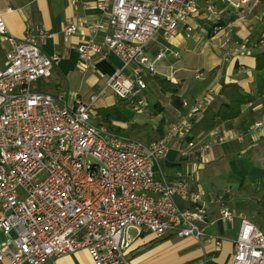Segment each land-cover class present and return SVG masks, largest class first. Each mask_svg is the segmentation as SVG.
I'll list each match as a JSON object with an SVG mask.
<instances>
[{
  "label": "built area",
  "instance_id": "2783aa9c",
  "mask_svg": "<svg viewBox=\"0 0 264 264\" xmlns=\"http://www.w3.org/2000/svg\"><path fill=\"white\" fill-rule=\"evenodd\" d=\"M225 2L238 9L248 0ZM94 7L107 17V32L98 43L93 37L103 27H91L92 38L76 47L79 65L88 67L96 58L114 55L120 67L107 79L106 88L135 114L146 107L143 75L154 76L157 63L170 53L166 46L149 59L146 49L154 37L162 33L168 41L181 30L188 35L189 21L197 16L208 22L220 18L215 3L207 2L201 10L199 0H96ZM77 30L75 24L65 23L61 32L69 37ZM222 30L214 28L215 33ZM5 34L0 15V35ZM50 36L40 30L8 38L5 67L0 68V264H46L80 251L91 264H131L127 255L143 233L218 246L201 224L209 205L232 221L225 201L230 189L194 191L159 168L172 141L179 139L182 158L197 149L189 138L191 118L207 108L210 98L182 101L187 115L147 143L116 134L92 121L93 105L103 91L87 103L75 99L68 106L61 95L32 88L51 76L60 59L40 51ZM229 41L230 33L225 32L221 46ZM247 53L241 44L235 52L225 51V57ZM262 125L264 121L254 124ZM178 199L187 206L181 207ZM231 264H264V233L247 218L240 220Z\"/></svg>",
  "mask_w": 264,
  "mask_h": 264
},
{
  "label": "crops",
  "instance_id": "0c3cea01",
  "mask_svg": "<svg viewBox=\"0 0 264 264\" xmlns=\"http://www.w3.org/2000/svg\"><path fill=\"white\" fill-rule=\"evenodd\" d=\"M95 1L77 0L76 6H72L68 0H0V15L7 30V34L0 35V68L5 67L8 38L20 39L28 32L36 34L41 30L51 36L41 44L40 51L46 56L57 54L60 57L55 67L63 66L68 76L75 68L81 70L84 76H91L95 72L107 82L120 67L119 60L112 54H106L96 58L88 67H82L76 51L82 41L92 38L90 29L95 24L103 27L93 37L95 42L100 43L107 32V17L94 7ZM237 1L229 0L230 3ZM207 2L218 6L220 18L225 22L224 30L209 36V22L197 16L189 21L192 31L188 35L181 30L166 41L163 34L158 33L149 43V52L152 51L154 56L163 47H168L170 53L166 56L172 62L169 65L172 70L169 75H161L166 78L163 80L179 84L178 92H166L159 85L158 90L163 94L160 100L151 107L148 102L139 114L133 113L118 98L108 104L101 102L98 106L93 105L92 121L104 124L116 134L147 143L160 137L168 124L176 123L187 115L182 101L193 102L209 97L210 104L201 112L211 113L218 108L219 103L225 101L218 96L221 86L225 83L239 85L249 95V99L241 107L238 118L230 121L215 118L208 123L210 115H207L203 121L197 120L190 136L198 144L197 149L182 158L177 152L179 139H176L169 144L167 154L159 162V168L167 178L185 181L191 190L207 194L229 188L231 193L225 196V201L233 213V219L224 220L216 205L207 206L206 222L201 226L206 234L216 238L218 246L215 242H197L192 238H155L143 233L134 241L127 255L131 264H231L233 242L241 218H247L264 233V125L254 126L264 121V69L254 70L255 55L264 51V0H248L239 10L225 0H199L201 10ZM65 23L75 24L78 27L76 34L64 37L61 31ZM225 32L230 33V41L226 47H222ZM241 44L247 46V54L225 57V51L235 52ZM175 64L179 66L172 68ZM162 66L166 68V65ZM182 71L191 74H179ZM90 79L95 83V80ZM101 91L103 95L98 98L105 95V89L97 94ZM57 95H61L62 101L68 106H72L75 99L84 103L89 99L83 100L75 94L67 101L63 94ZM155 104L161 109L157 115L153 114ZM113 108L115 112H108V115L104 112ZM220 138L223 139L221 143L218 142ZM204 145L209 146L208 150L199 151ZM244 161L247 167L242 164ZM246 168L258 173L257 183L249 182ZM178 204L187 206L181 199H178ZM81 257L89 260L87 253L80 251L46 264H77Z\"/></svg>",
  "mask_w": 264,
  "mask_h": 264
},
{
  "label": "rangeland",
  "instance_id": "374dc122",
  "mask_svg": "<svg viewBox=\"0 0 264 264\" xmlns=\"http://www.w3.org/2000/svg\"><path fill=\"white\" fill-rule=\"evenodd\" d=\"M150 45V44H149ZM149 45L147 46V54L149 59H153L154 54L152 51L149 52ZM167 57V56H166ZM162 63V64H161ZM157 63L156 65V71L158 74L161 75V73H166V75H169L172 69L169 68V65L172 64V62L168 59L163 60V62ZM182 65L184 63H181ZM162 65H166V68ZM176 66H179L178 64H175L172 66V68H175ZM55 67V66H53ZM63 66H57L53 70V75L50 78H43L39 80L37 83L33 84V89L37 91L46 92L49 94H63L65 96V99L68 101L71 96L77 94L81 99L87 100L90 95L97 94L100 90L105 89V95L104 97L98 98L95 103L94 107L98 106L101 102L103 104H108L110 101H117V97L111 92L110 89L106 88V82L104 78L99 77V74L93 73L91 76H87L85 74L82 75V71L78 68H75L74 71L70 73L68 76L63 70ZM183 72V71H182ZM179 74H186L190 75L191 73L183 72ZM163 76V75H162ZM95 80V83L91 82V79ZM143 78L147 84L148 87V98L146 97L145 101L146 104L149 102L150 107L153 105L155 101L158 99L160 100V95L162 96V92L158 90L159 83L156 76H151L148 73H145L143 75ZM59 90V91H58ZM99 111H102L99 109ZM144 140L143 138H141ZM244 166L247 167L245 161L242 163ZM247 170V168H246ZM247 178L249 179V182L257 183V180H259L258 173H255V171L247 170ZM74 258V257H72ZM77 260V259H76ZM77 264H91L89 260L81 257L79 260H77Z\"/></svg>",
  "mask_w": 264,
  "mask_h": 264
},
{
  "label": "trees",
  "instance_id": "16d2710c",
  "mask_svg": "<svg viewBox=\"0 0 264 264\" xmlns=\"http://www.w3.org/2000/svg\"><path fill=\"white\" fill-rule=\"evenodd\" d=\"M235 9V8H234ZM239 10V9H236ZM216 27H225V22L221 20V18H218L214 21H210L208 25V34L209 36L215 35L214 28ZM264 69V51H261L257 53L254 57V70L260 71ZM158 83L162 90L169 92V93H176L178 92L180 85L179 84H172L168 80H160L158 79ZM218 96L224 98V102H221L218 104V108L214 111L209 113L207 112H198L194 115L191 125L195 126L197 123V120L203 121L207 115H210V118L208 119V123H211L215 118L219 119L220 121H230L238 118L241 114V107L248 102L249 95L246 94L242 88L237 85L236 83H225L221 86ZM126 105V104H125ZM158 104L154 105L153 114L157 115L161 112L160 108H157ZM115 112V109H109L107 111L104 110V112ZM117 116V115H115ZM192 139L191 137H189Z\"/></svg>",
  "mask_w": 264,
  "mask_h": 264
},
{
  "label": "water",
  "instance_id": "95a60500",
  "mask_svg": "<svg viewBox=\"0 0 264 264\" xmlns=\"http://www.w3.org/2000/svg\"><path fill=\"white\" fill-rule=\"evenodd\" d=\"M155 76H156L158 79H161V80L166 79L164 76H162V75H160V74H158V73H155Z\"/></svg>",
  "mask_w": 264,
  "mask_h": 264
},
{
  "label": "bare ground",
  "instance_id": "6f19581e",
  "mask_svg": "<svg viewBox=\"0 0 264 264\" xmlns=\"http://www.w3.org/2000/svg\"><path fill=\"white\" fill-rule=\"evenodd\" d=\"M155 76V75H154Z\"/></svg>",
  "mask_w": 264,
  "mask_h": 264
}]
</instances>
